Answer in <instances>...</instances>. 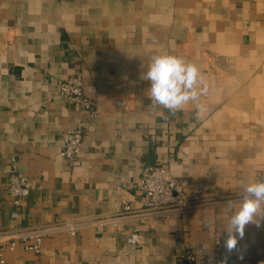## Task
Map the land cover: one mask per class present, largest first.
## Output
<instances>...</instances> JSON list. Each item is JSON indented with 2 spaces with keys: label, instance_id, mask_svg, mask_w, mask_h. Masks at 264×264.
I'll return each mask as SVG.
<instances>
[{
  "label": "crops",
  "instance_id": "obj_1",
  "mask_svg": "<svg viewBox=\"0 0 264 264\" xmlns=\"http://www.w3.org/2000/svg\"><path fill=\"white\" fill-rule=\"evenodd\" d=\"M165 52L201 69L203 113L192 103L176 113L152 105L140 77ZM74 75L97 117L59 94ZM81 121L89 123L84 147L69 168L62 137ZM160 161L189 193L200 187L199 201L98 229L94 220L125 201L145 207L142 168ZM13 170L34 182L17 216L8 191ZM258 179L264 0H0V233L47 230L40 256L19 246L6 264H188L187 252L216 247L230 264H264V221L237 233L230 253L224 235L228 202ZM69 222L80 223L74 235L60 229ZM135 229L142 244L127 241Z\"/></svg>",
  "mask_w": 264,
  "mask_h": 264
},
{
  "label": "built area",
  "instance_id": "obj_2",
  "mask_svg": "<svg viewBox=\"0 0 264 264\" xmlns=\"http://www.w3.org/2000/svg\"><path fill=\"white\" fill-rule=\"evenodd\" d=\"M59 94L64 98L81 105L91 118L98 116L96 102L90 99L84 91L83 81L79 75L71 76L63 80L59 85ZM89 123L79 122L74 128L68 129L62 137L60 156L69 168H72L84 147V140L87 134ZM34 187L31 178L18 170L10 174L8 191L14 199L16 207L13 216L18 215V209L23 198H26ZM139 187L146 194L145 207L139 211L133 210L129 202H123L122 209L113 215L103 216L94 220L96 227L103 230L107 226H118V224L133 214L140 217L155 216L165 217L173 211H184L199 201L201 189L197 188L192 194L188 192L189 185L178 182L172 173L169 163L160 161L155 164H146L142 168ZM77 222L62 224L61 230L74 235L79 229ZM46 228L23 231L20 233H0V264H6L7 252L22 247L26 252L40 256L43 250V237ZM32 239V241L30 240ZM127 241L131 244H142L143 236L135 229ZM219 242H216V246ZM188 264H230L229 254L225 250L216 247L213 251L196 256L192 252L185 254Z\"/></svg>",
  "mask_w": 264,
  "mask_h": 264
},
{
  "label": "clouds",
  "instance_id": "obj_3",
  "mask_svg": "<svg viewBox=\"0 0 264 264\" xmlns=\"http://www.w3.org/2000/svg\"><path fill=\"white\" fill-rule=\"evenodd\" d=\"M140 78L149 82V96L154 107L176 113L192 103L198 114L205 111V106L199 100L207 94L208 86L195 63L167 52L156 54L151 57L147 70L141 73ZM228 207L233 211L224 235L225 246L230 253L236 247L237 233L243 236L246 225L255 224L259 227L264 221V179L245 183L240 199L229 201Z\"/></svg>",
  "mask_w": 264,
  "mask_h": 264
}]
</instances>
